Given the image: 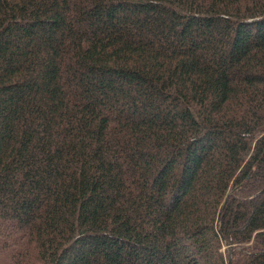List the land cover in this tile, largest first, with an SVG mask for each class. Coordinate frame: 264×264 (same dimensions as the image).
Instances as JSON below:
<instances>
[{
  "label": "trees",
  "instance_id": "obj_1",
  "mask_svg": "<svg viewBox=\"0 0 264 264\" xmlns=\"http://www.w3.org/2000/svg\"><path fill=\"white\" fill-rule=\"evenodd\" d=\"M264 0H0V264H264Z\"/></svg>",
  "mask_w": 264,
  "mask_h": 264
},
{
  "label": "water",
  "instance_id": "obj_2",
  "mask_svg": "<svg viewBox=\"0 0 264 264\" xmlns=\"http://www.w3.org/2000/svg\"><path fill=\"white\" fill-rule=\"evenodd\" d=\"M264 193V188L258 193V195H262ZM229 264H231V261H229Z\"/></svg>",
  "mask_w": 264,
  "mask_h": 264
}]
</instances>
